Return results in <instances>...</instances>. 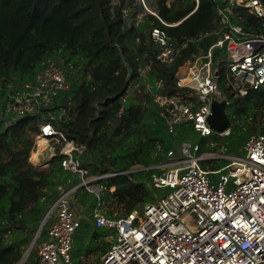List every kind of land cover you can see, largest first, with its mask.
Returning a JSON list of instances; mask_svg holds the SVG:
<instances>
[{"label":"trees","instance_id":"trees-1","mask_svg":"<svg viewBox=\"0 0 264 264\" xmlns=\"http://www.w3.org/2000/svg\"><path fill=\"white\" fill-rule=\"evenodd\" d=\"M145 3L174 26H162L139 0H0V264L21 262L61 191L80 183L79 177L63 170L62 156L56 155L42 167L30 163L39 134L37 116L12 119L2 114L15 89L34 79L47 61L61 69L68 88L47 109L53 118L45 116L44 120L83 147L77 157L89 176L115 174L98 182L104 187L98 196L102 212L107 217H124L168 193V189L150 184L152 174L161 173L152 167L165 162L169 149L194 141L197 134L184 122L169 135L152 95L194 100L189 88L176 85V70L189 50L197 56L222 36L218 10L228 3ZM230 8L233 25L240 26L248 37H264V17H254L237 6ZM153 27L164 29L172 39L176 55L171 63L157 58L160 49L150 39ZM227 61L225 49L215 51L213 65L219 78L228 76ZM220 89L221 99H228L229 130L226 135L214 133L201 139L199 153L237 156L233 154L249 136L264 134V86L244 94L233 90L230 83ZM229 163L222 158L203 160L200 165L206 171H217ZM71 197V207L89 216L83 217L80 226L90 234L92 243L85 255L95 253L100 243L104 253L109 248L105 238L112 232L94 225L90 211L97 196L78 186ZM52 212L23 264H36V246ZM73 244L82 251V242L77 244L75 235Z\"/></svg>","mask_w":264,"mask_h":264},{"label":"built area","instance_id":"built-area-1","mask_svg":"<svg viewBox=\"0 0 264 264\" xmlns=\"http://www.w3.org/2000/svg\"><path fill=\"white\" fill-rule=\"evenodd\" d=\"M139 1L162 26H174L149 11L145 0ZM226 1L228 5L218 10L222 36L199 50L197 56L189 50L175 73L176 85L189 88L194 100L152 95L161 108L160 116L169 135L179 124L187 122L197 137L169 149L165 162L152 167L161 173L152 174L150 184L168 189V193L145 204L141 211L132 210L119 218L107 217L100 209L98 196L104 187L98 182L115 174L89 176L77 157L83 147L44 120L45 116L53 118L47 109L68 88L63 72L54 62L44 63L34 79L24 81L5 101V117L34 115L39 119V134L31 156L38 154L40 161L37 165L30 156V163L42 167L59 155L63 170L80 179L77 186L61 191L55 201L54 215L36 246V264H74L73 235L84 217L71 207V193L78 186L97 196L90 211L95 227L112 232L105 238L109 248L93 264H264V134L249 136L242 145L243 156H230V163L220 170L206 171L200 165L205 159L199 153L200 139L215 133L206 122L210 102L222 97L214 75L215 51L226 50L228 81L237 93L264 86V37H248L240 26L233 25L230 8L237 6L262 18L264 4L262 0ZM150 39L160 49L157 58L171 63L176 51L165 30L153 27ZM139 72L143 74L142 69Z\"/></svg>","mask_w":264,"mask_h":264},{"label":"rangeland","instance_id":"rangeland-1","mask_svg":"<svg viewBox=\"0 0 264 264\" xmlns=\"http://www.w3.org/2000/svg\"><path fill=\"white\" fill-rule=\"evenodd\" d=\"M149 11H151V10H149ZM218 60H219V58H216V63L217 64L219 63ZM215 81H217L219 89H220L221 86L222 87H227V83H229L228 76L220 77V78L216 77ZM227 133H228V131H227ZM42 144H43V142H42ZM49 144H51V143H49ZM43 148H44V146H43ZM243 154H244V152L242 151V147H241L239 149V151H237L236 154H233V155L243 156ZM203 155H204V158H205L204 161H212V160H216V159L220 160L222 158H228V159L230 158V156H227V155H223V154H219V153H211V152L204 153ZM31 157H32L31 159H33L34 155H32ZM37 165H39V164L37 163ZM53 215H54V212L51 213L50 219L52 218ZM114 215H117V211L116 210L114 211ZM87 217L89 218L88 213H84V218H87ZM80 226L76 229V231L74 232V235H75V242L77 244H80L82 242V244H81L82 251L78 252L73 247L74 248L73 252H71L72 261L73 262H80V261L84 260L83 262H85L86 264L97 263L99 261L100 256L103 254L102 251H100V248L103 246V243L98 244V247H97V250L95 251V253L90 254L88 256L85 255V251L91 248L92 243H91L90 234L83 227H80ZM99 229H101V228H99ZM192 229H195V227L192 228ZM74 235H73V242H74ZM105 241H106V239H105Z\"/></svg>","mask_w":264,"mask_h":264},{"label":"water","instance_id":"water-1","mask_svg":"<svg viewBox=\"0 0 264 264\" xmlns=\"http://www.w3.org/2000/svg\"><path fill=\"white\" fill-rule=\"evenodd\" d=\"M214 75L215 77L218 76V70H214ZM228 104V99L227 98H222L220 100L217 99H211L210 102V114L208 115L206 122L208 124V126L215 132L218 134H222L228 131L229 129V115L226 111V106ZM54 204L51 206V208L47 211V213L45 214V216L42 218L41 222L39 223L36 232L32 238V241L24 255V257L22 258L20 264H23L24 261L26 260L30 250L32 249L34 242L38 236V233L40 231V229L42 228L47 216L49 215V213L52 211Z\"/></svg>","mask_w":264,"mask_h":264},{"label":"bare ground","instance_id":"bare-ground-1","mask_svg":"<svg viewBox=\"0 0 264 264\" xmlns=\"http://www.w3.org/2000/svg\"><path fill=\"white\" fill-rule=\"evenodd\" d=\"M203 60V59H202ZM188 79H186V81H187ZM33 161L35 162V163H39V161H40V159H39V157H38V154H35L34 155V157H33Z\"/></svg>","mask_w":264,"mask_h":264},{"label":"crops","instance_id":"crops-1","mask_svg":"<svg viewBox=\"0 0 264 264\" xmlns=\"http://www.w3.org/2000/svg\"><path fill=\"white\" fill-rule=\"evenodd\" d=\"M44 237V236H43ZM84 260L80 261L81 264H86L85 262H83ZM74 263V262H73ZM93 264V263H92Z\"/></svg>","mask_w":264,"mask_h":264},{"label":"snow or ice","instance_id":"snow-or-ice-1","mask_svg":"<svg viewBox=\"0 0 264 264\" xmlns=\"http://www.w3.org/2000/svg\"><path fill=\"white\" fill-rule=\"evenodd\" d=\"M46 131H47V129H46Z\"/></svg>","mask_w":264,"mask_h":264}]
</instances>
